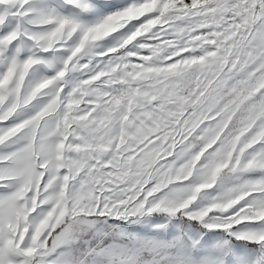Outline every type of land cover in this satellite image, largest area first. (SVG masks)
Listing matches in <instances>:
<instances>
[{
	"label": "snow or ice",
	"instance_id": "6c2138e0",
	"mask_svg": "<svg viewBox=\"0 0 264 264\" xmlns=\"http://www.w3.org/2000/svg\"><path fill=\"white\" fill-rule=\"evenodd\" d=\"M0 264H264V0H0Z\"/></svg>",
	"mask_w": 264,
	"mask_h": 264
}]
</instances>
